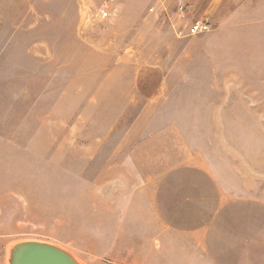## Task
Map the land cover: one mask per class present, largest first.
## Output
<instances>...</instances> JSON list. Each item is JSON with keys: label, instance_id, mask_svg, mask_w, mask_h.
<instances>
[{"label": "rangeland", "instance_id": "1", "mask_svg": "<svg viewBox=\"0 0 264 264\" xmlns=\"http://www.w3.org/2000/svg\"><path fill=\"white\" fill-rule=\"evenodd\" d=\"M192 188L201 263L264 264V0H0V264L25 239L165 264L159 221L120 225Z\"/></svg>", "mask_w": 264, "mask_h": 264}, {"label": "crops", "instance_id": "2", "mask_svg": "<svg viewBox=\"0 0 264 264\" xmlns=\"http://www.w3.org/2000/svg\"><path fill=\"white\" fill-rule=\"evenodd\" d=\"M194 180L199 181L197 178H192L191 186ZM192 189L191 192L184 190L178 194L167 192L166 189L142 190L145 194L144 198L139 202L140 208L135 210L138 209L145 219L139 226L131 222L121 224L120 227L146 228L149 223L153 225L151 221L154 217L156 221H159L157 225L165 228V232L159 239V243L166 249L165 264H202L201 262L205 259V245L210 239L208 233L210 225L203 220L206 216L204 210L209 206V199L202 189ZM164 207H167L165 212L162 210ZM137 258L135 255L133 259L137 260ZM210 260L214 264L213 259ZM156 264L161 263L156 262Z\"/></svg>", "mask_w": 264, "mask_h": 264}, {"label": "water", "instance_id": "3", "mask_svg": "<svg viewBox=\"0 0 264 264\" xmlns=\"http://www.w3.org/2000/svg\"><path fill=\"white\" fill-rule=\"evenodd\" d=\"M7 264H84L62 246L38 239L19 240L8 250Z\"/></svg>", "mask_w": 264, "mask_h": 264}, {"label": "built area", "instance_id": "4", "mask_svg": "<svg viewBox=\"0 0 264 264\" xmlns=\"http://www.w3.org/2000/svg\"><path fill=\"white\" fill-rule=\"evenodd\" d=\"M108 1H114V0H108ZM178 2L180 4V10L184 12L187 6V0H178ZM106 6H108V3L106 4ZM108 14H109L108 10H104L102 13L103 17L108 16ZM210 29H211V24L208 20L196 19L187 26L185 34L195 35V34L208 32Z\"/></svg>", "mask_w": 264, "mask_h": 264}]
</instances>
